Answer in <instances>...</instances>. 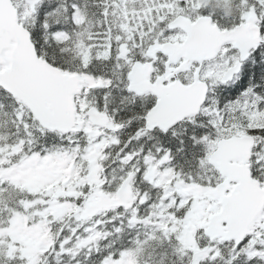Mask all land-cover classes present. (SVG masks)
<instances>
[{
  "label": "snow or ice",
  "instance_id": "6c2138e0",
  "mask_svg": "<svg viewBox=\"0 0 264 264\" xmlns=\"http://www.w3.org/2000/svg\"><path fill=\"white\" fill-rule=\"evenodd\" d=\"M0 264H264V0H0Z\"/></svg>",
  "mask_w": 264,
  "mask_h": 264
}]
</instances>
